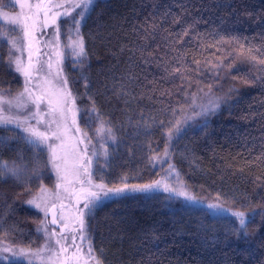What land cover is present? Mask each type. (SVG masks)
I'll return each mask as SVG.
<instances>
[{
	"label": "trees",
	"instance_id": "obj_1",
	"mask_svg": "<svg viewBox=\"0 0 264 264\" xmlns=\"http://www.w3.org/2000/svg\"><path fill=\"white\" fill-rule=\"evenodd\" d=\"M0 5L15 12L11 0ZM93 6L80 24L83 63L65 60L62 72L80 130L91 139L98 122L112 129L94 179L106 188L153 184L167 147L189 194L244 211L245 226L165 191L129 190L85 216L88 248L100 264H264V0H93ZM12 51L10 57L0 40L4 96L22 87ZM210 99L215 111L196 115ZM177 121L181 131L169 141ZM23 136L0 127V162L22 168L19 179L0 177V241L35 250L45 238L42 215L29 202L54 188L55 177L46 151Z\"/></svg>",
	"mask_w": 264,
	"mask_h": 264
},
{
	"label": "rangeland",
	"instance_id": "obj_2",
	"mask_svg": "<svg viewBox=\"0 0 264 264\" xmlns=\"http://www.w3.org/2000/svg\"><path fill=\"white\" fill-rule=\"evenodd\" d=\"M11 2L15 8V12L9 13L0 10V22L2 23H5L4 14L12 16L21 12L17 0H11ZM28 2H30L32 5H36L40 2V0H28ZM51 2L53 4H66V6H70L71 3H75L77 2V0H51ZM35 11L36 9L35 7H33V15L35 14ZM56 11L63 13L65 9H53V12ZM80 11L81 9H74L72 10L70 16L61 15L57 19V23L55 25L51 23L49 18V26L47 28L43 27L41 12L39 22L37 23V26L35 28L34 38L31 41V49H29L27 47V43L23 41L22 31H19L18 37L21 41V50L12 51L13 61L18 58L24 65H27L29 63V53L31 52V63L33 65L32 75L30 78H26L25 75L16 70V65L15 63H13L16 72L21 77V90L18 94L13 96H4L0 94V101L13 100L14 97H17L21 93H23L25 87L27 86L30 92L35 90L36 95H45V103L41 105L42 112L48 111L47 100L51 99L53 105H55L56 96L53 93L57 92L58 90H61V87L65 80L62 72V63L65 60L78 59L74 56L70 45H72L77 39L75 25L72 21V17L75 15L76 19H80L82 21V18L78 15ZM24 13L28 14L27 7H25L24 9ZM66 20H68V26L64 24V21ZM29 23L31 24L32 21H29ZM57 28L59 29L58 41ZM79 37L81 38L80 32ZM57 53H60V55H57ZM37 61H39V63H37ZM49 63H51L52 65L51 69L48 68ZM36 69H39V71H37ZM58 73L60 74L59 77ZM29 79L31 81L30 83L28 82ZM63 91L70 92L68 86L66 89H63ZM27 100L28 94L25 93L24 102H27ZM72 100L73 97L71 95V98L68 99L67 107L65 108L66 121H62L65 130L63 131L61 139L52 141V143L56 146V153L59 157V159L55 161V163L59 165V170H57L51 160V149L47 145L43 147V149L48 155L51 170L55 177V186L52 189L42 188L40 192L31 200L33 201L35 199L38 203H40V208H37L35 207V204L30 203L31 206L38 210L42 215L40 231L43 233V236L45 238L43 245L38 249L30 250L18 246H10L5 242L0 241V249H2L4 246H7L10 248H14L18 251L23 250L25 253H37V255H25L24 257H20L16 262H21L25 264H77V261L75 259H65L66 256L71 258L76 254L75 247H69V251L67 253H60V246L55 245L54 243L52 244L51 249L45 247L47 242L46 236L48 238H51V233L53 231L57 233V238L61 237V228L63 227L61 217H63L64 222H67L69 224V228L65 229L63 233V235L67 236L68 239L66 241L61 239V243L65 245H72V238L75 237L76 245L81 246V248L83 249L84 258L79 261V264H95L94 260H90L87 258L89 248L86 243V238L81 240L79 232V221L76 219V217L78 216V210L83 208V194L80 193V188L82 187V185L78 181L84 180L85 183L83 184V187H88V177L85 175L83 167H80V164L83 160L86 166L85 153H87V156L92 157L93 163L91 168V179L93 184H99V182H97L93 177L95 167L94 164L96 160L103 161L107 158L108 146L113 142L114 138L113 135L112 138H110L106 132L97 133V131H95V137L90 139L87 135H81V133H83L82 131L77 132L76 129L78 127V112L75 104L72 103ZM211 102H215L217 104L215 99H210L199 107V112L201 111L202 106H209ZM30 111H36L35 106L31 103H27V107L25 109L19 110L17 109L15 104L9 106L7 103H0V116H19L22 118L23 116L28 115ZM74 119L75 124H73ZM29 123L36 125V121L34 119L30 120ZM101 124L102 123L98 122L97 126L100 127ZM36 126L41 131H44L47 128L46 124ZM0 127H10L18 129L15 127L14 124H0ZM54 127L55 126H53V128ZM81 140H83L84 143H80ZM93 153H96V155L93 156ZM157 164L161 168V172L159 178L155 182L159 181L161 187L152 188L150 190L141 192L145 194H150L155 191H164L162 185L168 184L170 187H174L178 191L183 190L189 194L183 183H177V169L174 167L175 173H169V165L174 166L171 162V159H168L167 157H161L158 160ZM179 180L181 181L180 176ZM57 185H60V187H57ZM168 193L173 195L174 197L180 198L184 203L189 204V206L191 207L208 210L212 216L234 217L231 215V211L229 210H211L207 207V203L200 202L196 199L193 201L187 200L183 196L176 195L175 192ZM113 197L114 196L110 195L106 198H103L96 205V207L102 205ZM78 198H80L79 203L77 202ZM53 205H55V207H53ZM54 215L58 221L57 224L52 223ZM45 228L47 229V233L45 232ZM71 229H76V231H71ZM11 261V257H9L8 260L0 259V263L2 264H8L11 263Z\"/></svg>",
	"mask_w": 264,
	"mask_h": 264
},
{
	"label": "snow or ice",
	"instance_id": "obj_3",
	"mask_svg": "<svg viewBox=\"0 0 264 264\" xmlns=\"http://www.w3.org/2000/svg\"><path fill=\"white\" fill-rule=\"evenodd\" d=\"M19 3V7L21 9V12L16 15L9 16L8 14H4V21L5 25L7 27H0V40H6L10 47V57H11V50H21L20 45L21 41L19 37L12 36V32H16L17 30L22 31L23 33V41L27 43V47L31 49L32 47V39L34 38L35 28L37 26V23L39 22V17L41 12H43L44 15V27L48 26L49 18L53 25L57 23V19L63 15V16H70L72 10L74 9H81V11L78 13V15L83 18L84 14L89 8H93V0H77L75 3H71L70 6H66V4H53L51 0H40V2L36 5H32L28 0H17ZM2 6V5H0ZM27 7L28 14L24 13V9ZM33 7H35L36 11L35 14H32ZM58 8H64L65 11L63 13L56 11L53 12V9ZM29 21H32L30 24ZM72 21L75 25V32L77 35L76 41L70 47L72 48V52L76 58L79 59L81 63H83V60L85 58V49L83 44V39L79 37L80 32V19H76V17H72ZM186 34V33H185ZM59 40V29L57 28V41ZM58 47V44H57ZM39 51V50H37ZM57 55H60V53H57ZM16 65V70L18 72H21L23 75H25L26 78H30L33 71V65L31 63V52L29 53V63L27 65H24L20 59H16L12 61ZM39 63V61H37ZM52 65L51 63L48 64V68L51 69ZM39 71V69H36ZM173 73H179L181 70L179 68H174ZM58 73V77H59ZM30 83V79L28 80ZM67 88V80H64L63 85L61 87V90H58L57 92L53 93L56 96L55 105H53V102L51 99L47 100L48 104V111L42 112L41 111V105L45 103V95H36L35 90L29 91V88L26 86L24 89V92L21 93L19 96L14 97L13 100L9 101H0V103H7L9 106H12L15 104L17 109H25L27 107V103H31L35 106L36 111L29 112L28 115L23 116L22 118L17 117H8V116H0V124L10 125L14 124L16 128L20 129L25 135L23 136V139L25 140V143L32 147L33 149L37 151H42L43 147L47 145L51 149V160L54 164V166L59 170V165L55 163L59 157L56 153V146L52 143L54 140L61 139V136L63 134V131L65 130L62 124V121H66V113L65 108L67 107L68 99L71 98L70 92H65L63 89ZM28 94V100L27 102H24V94ZM72 103L74 104V100H72ZM218 107V104L215 102H211L209 106H202V109L200 112L196 113V115H206L209 112H214L215 109ZM92 111H95V108L93 106ZM97 116L99 114L97 113ZM35 120L36 125H43L46 124L47 128L44 131H41L36 125H33L29 123L30 120ZM73 124H75V119L73 120ZM53 126H55L53 128ZM182 122L177 121L176 125L172 128L168 129L167 136L169 141L171 140L172 136L176 133H179L181 131ZM77 132H81V130L77 127ZM97 133L106 132L107 135L112 138V129L111 128H105L103 124H101L100 127L96 129ZM81 135L86 136L87 133H81ZM80 143H84L83 140L80 141ZM96 153H93V156H95ZM168 156V148H165L164 157L166 158ZM86 158V166L85 162L82 160L80 167H83L85 175L88 177L87 179V188L83 187V184L85 183L84 180H79L78 182L82 185L80 188V193L83 194V208L78 210V216L76 219L79 221V232L81 236V240H83L84 237V228H85V216H87L89 213H91L96 205L103 199L108 196H120L125 191H146L150 190L152 188L161 187V184L159 181L154 182L153 184H147V185H128L124 184L123 187H117V188H106V186L103 183L99 184H93L91 176V168H92V157L87 156V153H85ZM158 157H153L152 160H156ZM151 162V161H150ZM166 162V160H165ZM22 168L21 166H18L16 164L8 165L6 162H0V177H3L5 175L10 174L11 176L16 177L17 179L20 178ZM169 173H175V168L172 165H169ZM177 176V183H182V181L179 180V175L176 173ZM57 187H60V185H57ZM163 190L165 192H175L176 195L183 196L185 199L193 201L195 198L191 195H189L186 191L183 190H176L174 187H170L168 184L162 185ZM79 199L77 202L79 203ZM219 199V197H217ZM29 203L35 204V207L40 208L41 205L38 203L35 199L33 201H30ZM55 207V205H53ZM207 207L211 210H220V211H227V209H224L219 204H213L210 203L207 205ZM231 215L236 218V220L239 222V225L243 228L245 226V212L244 211H232ZM57 219L55 215L53 216L52 223L57 224ZM61 222L63 223V227L61 228V237L57 238V233L53 231L51 233V238H48L46 236V248L51 249L52 244L60 246V253H67L69 251V247H75L76 254L69 258L65 257V259H75L77 261V264H79V261L83 259V249L81 246L76 245L75 243V237L72 238V245H65L61 243V239L67 240L68 237L63 235L64 230L69 228V224L67 222H64V218L61 217ZM71 231H76V229H71ZM45 232L47 233V229L45 228ZM246 235V233H245ZM6 254V255H4ZM25 255H37V253H25L23 250H16L14 248H10L7 246H4L2 249H0V259L8 260L9 257L12 258L11 264H16V261L20 257H24ZM88 259L95 260V264H100V261L97 260L93 255V249L91 248V245H89L88 249Z\"/></svg>",
	"mask_w": 264,
	"mask_h": 264
},
{
	"label": "water",
	"instance_id": "obj_4",
	"mask_svg": "<svg viewBox=\"0 0 264 264\" xmlns=\"http://www.w3.org/2000/svg\"><path fill=\"white\" fill-rule=\"evenodd\" d=\"M43 25H44V15H43ZM48 25H49V23H48ZM48 27V26H47Z\"/></svg>",
	"mask_w": 264,
	"mask_h": 264
}]
</instances>
